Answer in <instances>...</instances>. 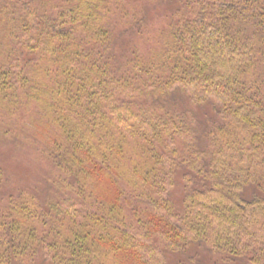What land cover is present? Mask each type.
<instances>
[{
	"label": "trees",
	"instance_id": "obj_1",
	"mask_svg": "<svg viewBox=\"0 0 264 264\" xmlns=\"http://www.w3.org/2000/svg\"><path fill=\"white\" fill-rule=\"evenodd\" d=\"M162 2L0 0V264H264V0Z\"/></svg>",
	"mask_w": 264,
	"mask_h": 264
},
{
	"label": "rangeland",
	"instance_id": "obj_2",
	"mask_svg": "<svg viewBox=\"0 0 264 264\" xmlns=\"http://www.w3.org/2000/svg\"><path fill=\"white\" fill-rule=\"evenodd\" d=\"M142 2H148L150 0H140ZM153 5L161 8L162 10L168 9L167 0L163 4L162 0H151ZM169 1V0H168ZM148 5V4H147ZM160 11V10H159ZM151 19L156 20L155 15L151 11ZM33 153L28 148H24L21 151H17L14 145L5 144V142L0 140V160L5 168L7 175L10 178V184L8 186L9 192H14L17 187H33L39 189L42 192V196L46 193L47 180L46 174L48 173V166L46 162H38L33 157ZM203 248L192 249L191 254L199 259L201 264H225L221 261V257L208 254ZM189 254V255H191ZM198 254V255H196ZM200 255V256H199ZM181 257V256H179ZM180 259H186L181 257ZM179 259V260H180ZM42 264V262L37 263ZM241 264V263H234Z\"/></svg>",
	"mask_w": 264,
	"mask_h": 264
}]
</instances>
